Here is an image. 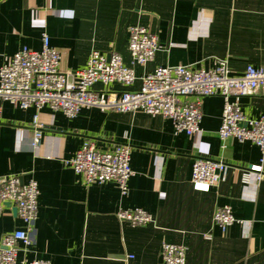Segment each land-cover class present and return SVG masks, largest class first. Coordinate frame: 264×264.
I'll return each instance as SVG.
<instances>
[{
	"label": "crops",
	"instance_id": "crops-1",
	"mask_svg": "<svg viewBox=\"0 0 264 264\" xmlns=\"http://www.w3.org/2000/svg\"><path fill=\"white\" fill-rule=\"evenodd\" d=\"M157 35L159 49L145 65L129 51L130 28ZM62 56L61 71L86 67L91 53H119L134 69L132 85L97 82L95 92L139 91L142 78L158 67L192 65L215 69L227 61L232 75L249 65L264 67V0H0V68L24 46L42 48V34ZM237 100L245 114L264 113V95ZM201 131L188 136L173 121L144 112L82 108L76 117L48 106L40 110L43 137L34 145L35 107L0 103V178L19 176L39 186L33 243L19 260L51 264H162L164 243L184 245L186 264H264V178L246 183L244 169L262 164L264 153L252 141L222 139L223 97L202 99ZM86 141L108 150L132 148L133 176L128 193L115 181L87 184L66 161ZM222 161L217 186L196 190V158ZM231 207L237 221L225 231L216 209ZM141 208L153 222L122 221V209ZM10 205L0 217L5 233L24 228ZM129 255L133 258L128 261Z\"/></svg>",
	"mask_w": 264,
	"mask_h": 264
},
{
	"label": "built area",
	"instance_id": "built-area-1",
	"mask_svg": "<svg viewBox=\"0 0 264 264\" xmlns=\"http://www.w3.org/2000/svg\"><path fill=\"white\" fill-rule=\"evenodd\" d=\"M159 49L158 37L147 28H130L129 51L134 62L145 65ZM61 53L50 44L47 33L42 34V48L32 50L27 46L0 68V103L11 100L24 109L35 107L33 126L34 145L39 146L43 137L40 110L48 106L73 118L82 108L102 111L144 112L171 119L180 132L188 136L201 131L202 99L219 95L224 99L220 137L252 141L264 153V113L259 118L245 114L237 100L242 96L264 95V67L249 65L241 76L231 74L227 61H220L215 69H196L192 65L158 67L142 78L139 91L95 92L92 85L114 82L132 85L137 77L133 68L124 64L119 53L106 54L93 51L85 68L72 74L61 71ZM132 148L119 143L108 150H101L92 141H86L68 165L85 177L87 184L115 181L121 193H128V182L133 176ZM226 164L203 157L196 158L192 170V184L196 190L209 191L217 186L219 174ZM264 178L262 164L244 169L246 183ZM39 186L35 179L22 183L21 177L0 178V217L7 205L17 210L24 228L5 233L0 242V264H51L48 260H19V252L32 245V233L38 216ZM122 221L133 225L153 222L152 214L144 209H122ZM215 223L224 231L237 221L231 207L216 209ZM187 249L184 245L164 243L162 264H186ZM133 255H129L130 261Z\"/></svg>",
	"mask_w": 264,
	"mask_h": 264
},
{
	"label": "water",
	"instance_id": "water-1",
	"mask_svg": "<svg viewBox=\"0 0 264 264\" xmlns=\"http://www.w3.org/2000/svg\"><path fill=\"white\" fill-rule=\"evenodd\" d=\"M21 181H22V183H24V181H23V178L21 177ZM15 210V212H17V210L16 209H14Z\"/></svg>",
	"mask_w": 264,
	"mask_h": 264
}]
</instances>
